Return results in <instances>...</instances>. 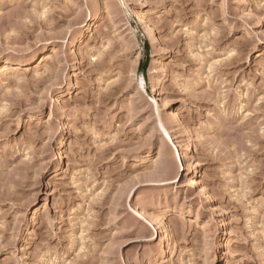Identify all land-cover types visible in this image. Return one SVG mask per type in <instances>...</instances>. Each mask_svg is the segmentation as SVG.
I'll use <instances>...</instances> for the list:
<instances>
[{"label":"rangeland","instance_id":"rangeland-1","mask_svg":"<svg viewBox=\"0 0 264 264\" xmlns=\"http://www.w3.org/2000/svg\"><path fill=\"white\" fill-rule=\"evenodd\" d=\"M0 264H264V0H0Z\"/></svg>","mask_w":264,"mask_h":264},{"label":"bare ground","instance_id":"bare-ground-1","mask_svg":"<svg viewBox=\"0 0 264 264\" xmlns=\"http://www.w3.org/2000/svg\"><path fill=\"white\" fill-rule=\"evenodd\" d=\"M5 68H3V70H4ZM176 158H178L179 160H180V154H179V152L176 154ZM221 226H220V229H219V231L220 232H223L225 229H226V225H225V222L224 221H221V224H220Z\"/></svg>","mask_w":264,"mask_h":264}]
</instances>
